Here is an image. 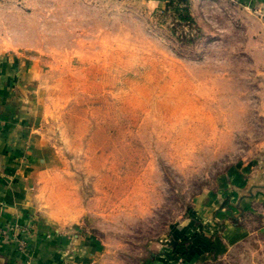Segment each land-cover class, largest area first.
<instances>
[{"label": "rangeland", "instance_id": "1", "mask_svg": "<svg viewBox=\"0 0 264 264\" xmlns=\"http://www.w3.org/2000/svg\"><path fill=\"white\" fill-rule=\"evenodd\" d=\"M8 2L0 52L27 67L45 163L39 207L51 215L58 196L76 202L66 231L96 242L91 264H143L246 172L248 192L261 193L264 40L241 6L189 0L190 28L142 0ZM256 239L217 264H264Z\"/></svg>", "mask_w": 264, "mask_h": 264}, {"label": "crops", "instance_id": "2", "mask_svg": "<svg viewBox=\"0 0 264 264\" xmlns=\"http://www.w3.org/2000/svg\"><path fill=\"white\" fill-rule=\"evenodd\" d=\"M8 1L5 8L18 0ZM142 1L154 8H162L165 2ZM229 1L246 10L245 16L256 25L257 29L249 30L250 36L264 40V0ZM19 2L25 8L29 4V0ZM23 10L14 14L15 19H22ZM7 54L0 52V264H91L96 242L77 233L70 237L66 231L80 217L76 202L61 201L64 196L60 195L53 200L57 210L51 215L41 212L39 186L45 163L37 156L40 147L25 82L27 67L17 54ZM245 174L240 184L232 185L218 199V206L210 200L212 196L203 205L197 204L196 221L182 222L161 240L172 237L175 246L159 243L149 248L143 264H217L237 244L246 246L255 236L264 243V187L258 196L256 190L248 192L255 178L250 171ZM255 195L256 211L248 207ZM247 216L258 218L259 224L251 225Z\"/></svg>", "mask_w": 264, "mask_h": 264}, {"label": "trees", "instance_id": "3", "mask_svg": "<svg viewBox=\"0 0 264 264\" xmlns=\"http://www.w3.org/2000/svg\"><path fill=\"white\" fill-rule=\"evenodd\" d=\"M158 11L162 13L169 12L172 18L177 21L176 25L183 24L190 28L195 26L189 9V0H165L164 6L159 8ZM181 38L185 39L186 36L184 35Z\"/></svg>", "mask_w": 264, "mask_h": 264}, {"label": "water", "instance_id": "4", "mask_svg": "<svg viewBox=\"0 0 264 264\" xmlns=\"http://www.w3.org/2000/svg\"><path fill=\"white\" fill-rule=\"evenodd\" d=\"M161 243L165 246L174 247L176 244V241L172 237H169L167 240L161 241Z\"/></svg>", "mask_w": 264, "mask_h": 264}]
</instances>
